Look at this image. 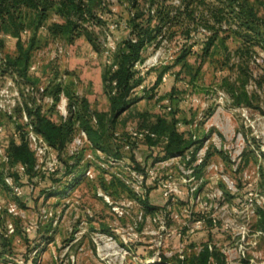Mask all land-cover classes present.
I'll return each mask as SVG.
<instances>
[{
  "label": "rangeland",
  "instance_id": "rangeland-1",
  "mask_svg": "<svg viewBox=\"0 0 264 264\" xmlns=\"http://www.w3.org/2000/svg\"><path fill=\"white\" fill-rule=\"evenodd\" d=\"M249 1L264 16L262 1ZM108 2L116 17L110 21L112 35L106 42L107 49L127 36L128 30L121 23L129 13L126 0ZM118 22L121 23L117 26ZM95 30L99 39L104 40L106 29L96 27ZM5 37L4 53L15 52L16 39ZM218 44L219 47L206 56L198 44L197 53L188 55L183 62H176L179 47L174 43L156 51L151 46L144 50L145 61L138 68L144 79L143 88L138 86L134 90L136 95L144 97L118 118L115 124L118 142L114 140L113 144L112 140L111 143L114 150H121V160L113 162V158L106 157L103 152L95 153L86 134L77 130L66 153L84 151L83 163L90 164L65 194H51L68 186L72 179L70 176L53 182L52 169L59 165L57 151L53 148L37 159L39 180L34 182L36 188L28 189L23 178L18 182L25 190L22 198H17L0 180V264H189L205 247L213 253L209 264H264L262 52L256 48L250 56H245L243 77L248 80L246 89L252 100L250 105L245 102L237 105L223 81L225 77L233 81L240 78L241 62L235 52L240 41L231 37L226 40L231 52L229 59L221 43ZM106 60V54L96 52L85 37L69 43L48 37L42 29L33 53L32 66L36 69L30 68L29 74L38 79L37 85H47L54 76L56 81L72 82L75 92L86 97L93 110L104 113L110 108L109 96L103 88ZM161 72L162 80L154 87ZM165 74L166 81L163 80ZM31 85L17 74L0 69V103L3 106L0 125L4 128L0 145L14 138V130L22 122L14 113L19 100L16 91L21 96ZM145 88L148 90L144 92ZM39 103L58 123L68 115V101L63 95L54 109H50V102L41 100ZM159 119L182 135L186 141L183 152L191 159L204 158L191 176L195 182L204 180L200 185V199L195 200L192 210L194 214L217 218L218 227L212 229L207 219L205 231L186 242L184 262L175 241L160 250L148 247L155 236L142 234V231L157 227L152 221L154 210L147 212L143 208L141 196L127 181L132 178L128 169L133 166L132 158L135 157L141 166L153 165L154 155L161 159L169 154L167 143L159 142V152H151L148 144L156 142L149 139L138 140L135 148L125 147L132 132L152 131ZM154 166L158 176L170 174L176 182L181 181L183 170H186L180 168L177 160L169 162L168 166ZM10 173L8 165L0 158V177L4 180ZM132 180L137 187L136 179ZM217 189L222 192L219 199L212 197ZM157 195L158 191L152 187L149 204L153 207L161 206ZM11 206H16L15 211L8 210ZM184 207L182 201L174 206L180 217H183ZM141 212L145 213V218L140 223ZM9 225L13 232H9ZM170 225L174 227L176 222L171 221ZM123 236L129 241L125 242ZM4 242L6 252L2 246Z\"/></svg>",
  "mask_w": 264,
  "mask_h": 264
},
{
  "label": "trees",
  "instance_id": "trees-1",
  "mask_svg": "<svg viewBox=\"0 0 264 264\" xmlns=\"http://www.w3.org/2000/svg\"><path fill=\"white\" fill-rule=\"evenodd\" d=\"M126 1L128 17L122 23L118 22L117 26L121 23L124 29L128 30V34L117 41L115 48L110 50L107 49L106 42L112 35L110 21L116 14L108 0H0L1 71L15 73L28 83L37 85L38 79L29 74V69L33 64L34 49L42 29L48 37L63 39L69 43L79 37H85L96 52L106 54V51L110 50L108 57L112 59L111 65L106 63L107 69L103 73L104 92L110 100L108 112L93 110L89 100L75 92L72 82L56 81V76L45 85L43 95L53 98L50 109H54L62 95L67 98L68 115L61 122L54 121L34 95L26 92L21 94V100L16 104L14 113L21 120L25 111L29 121L22 120L20 125L17 124L15 131L18 136H14L6 148V164L17 183L22 180V176L13 169L19 164L25 168L26 176L23 179L36 182L38 178L37 158L26 139L28 125H32L57 151L59 165L51 173L53 182H61L72 176L68 186L60 190L53 189L51 194H65L90 164L83 163L84 151L69 155L66 153L77 130L86 134L91 142L90 148L95 153L99 150L106 157H123L121 150H114L111 144L112 140L113 144L114 140L118 142L115 138V124L127 109L144 97L134 93L144 81L136 62L145 61L143 53L150 46L156 51L166 44L174 43L179 47L176 62H183L188 55L197 53L198 49L195 47L198 44L206 56L221 43L225 56L229 59L231 52L226 46V40L230 37L238 38L240 44L235 52L241 62L240 78L233 81L225 77L223 85L234 97L237 105L243 102L250 105L252 96L246 89L248 80L243 77L246 73L243 61L245 56H250L259 48L262 52L260 70L264 76V16L259 14L258 9L249 0H143L142 3L141 0ZM261 1L264 9V0ZM96 27L106 29L104 40L99 39ZM6 35L16 39V50L13 53H4ZM162 75L163 72L157 77L154 87L160 84ZM147 90L148 88H145L144 92ZM152 129L159 135L168 136L166 150L169 154L182 153L186 148L182 135L168 126L165 120L159 119ZM148 145H151V142ZM135 147L136 145L132 146ZM132 159L134 168L142 171L143 168L135 157ZM0 180L3 185L6 184L2 176ZM143 204L147 211L154 208L149 204L148 196L143 200ZM202 232L190 237L189 242ZM2 246L6 252V242ZM212 254V251L205 247L189 264H209Z\"/></svg>",
  "mask_w": 264,
  "mask_h": 264
},
{
  "label": "built area",
  "instance_id": "built-area-1",
  "mask_svg": "<svg viewBox=\"0 0 264 264\" xmlns=\"http://www.w3.org/2000/svg\"><path fill=\"white\" fill-rule=\"evenodd\" d=\"M110 38V37H109ZM115 46H112V48H109L110 50H113ZM110 50L106 51V58L107 63L109 65L112 64V59L108 57L110 55ZM141 62H136V67L139 68ZM31 69L35 70V66H31ZM165 74L163 76V80L166 81ZM142 87V86H141ZM143 88V87H142ZM45 90V86L43 85H31L27 87V92L31 95H34L37 98V101L40 102L41 100L53 103V98L51 96L43 95ZM17 98L19 99L18 102L21 100L20 93L16 91ZM63 99V98H62ZM65 102V99L63 100ZM17 102V103H18ZM3 106L0 103V111H2ZM170 109V107H168ZM63 115L66 116V111H62ZM22 120L24 122H28L29 119L25 113L23 112ZM84 133V132H83ZM4 135V128L2 125H0V138ZM14 136H18L17 131L14 130L13 133ZM26 139L30 145L31 150L34 152L37 159H40L44 157L49 150L52 149V147L45 141L43 136L39 133H37L32 125H28L27 128V134ZM152 140L153 142H156L154 144L148 145V148L151 152H154L157 154L159 152V148L157 147V143H168L169 138L167 135H159L153 131H150L148 129L145 130H139L134 131L131 133V138L129 141L126 142V148L129 149L131 145H137L138 140ZM8 143V142H7ZM7 145H0V158L3 159L5 163L8 162V155L6 153ZM188 153L182 152V153H176V154H168L164 158L159 159L157 155H154V164L168 166L169 162L173 160H177V162L180 165V168L184 169V175L182 176V179L180 182H176L173 180L172 176L170 174H167L166 176H158L157 174V168H155L154 164H144L141 167L143 168L142 171H138L134 168V165L132 167H128L129 171L131 172V179H128V184L132 187V189L136 190V192L141 196V200H145L146 197H149L152 194V187H155V189L158 191V199L161 200L162 203H160L161 206H154L153 208V216L152 221L157 223V227L153 228L151 231H142V234H151L154 235L155 238L153 239V244H149L148 247L150 248H157L162 249L163 247H166L169 242L175 241L178 245V249L180 252L179 257L181 258V261L184 262L185 255H184V249L187 245L186 242H189V238L192 237L194 234L198 232L205 231V224L207 219H210L209 222L212 225V229L214 227H218L217 224V218L215 216H207V215H199L194 214L192 210V205L195 203V200L198 201L200 199V193H202L200 189V185L203 183V179L200 180V182H195L191 176L194 175V172L196 170V166L200 165L203 162L204 158H190ZM187 155V157H185ZM123 158V157H122ZM120 159L113 158V162H117ZM186 160V161H185ZM189 160V163L187 161ZM184 161V162H182ZM9 168V167H8ZM56 169V168H55ZM52 169V172L55 170ZM13 170H17L22 178H24L25 175V168L21 164L14 167ZM87 174H90V171L87 170ZM193 173V174H192ZM136 179L137 187L135 186V182H133L132 179ZM4 180L6 185L12 190L13 194H15L17 197H21L24 195L25 190L15 181L14 177L11 174L5 175ZM26 182V187L30 190H33L35 188L34 182L24 179ZM38 178L37 181L38 182ZM212 197L221 198L222 192L220 190H216V192L213 194ZM108 199V198H107ZM109 201V200H108ZM180 201H182L185 204V207L182 209L183 217H180L177 212L174 210V206L178 204ZM145 210L146 208L143 207ZM16 206H11L8 210L10 212L15 211ZM116 211H118V208H115ZM147 211V210H146ZM148 212V211H147ZM121 214L123 212H120ZM145 213H142L139 215V221L140 223L144 221ZM175 221L176 226H171L170 222ZM14 229L12 225H9V232H13ZM111 239V238H110ZM123 239L125 242L129 241V238H126L123 236ZM148 244V242H146ZM146 245V244H145Z\"/></svg>",
  "mask_w": 264,
  "mask_h": 264
}]
</instances>
